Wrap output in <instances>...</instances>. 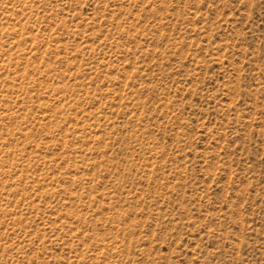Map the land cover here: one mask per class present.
Instances as JSON below:
<instances>
[{
  "label": "rangeland",
  "instance_id": "374dc122",
  "mask_svg": "<svg viewBox=\"0 0 264 264\" xmlns=\"http://www.w3.org/2000/svg\"><path fill=\"white\" fill-rule=\"evenodd\" d=\"M0 264H264V0H0Z\"/></svg>",
  "mask_w": 264,
  "mask_h": 264
}]
</instances>
